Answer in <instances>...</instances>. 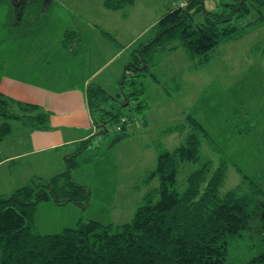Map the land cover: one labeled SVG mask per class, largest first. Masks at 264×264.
Here are the masks:
<instances>
[{"label":"trees","instance_id":"trees-1","mask_svg":"<svg viewBox=\"0 0 264 264\" xmlns=\"http://www.w3.org/2000/svg\"><path fill=\"white\" fill-rule=\"evenodd\" d=\"M134 1L103 0L102 6L108 11H122ZM218 1L221 10L207 9L202 0L191 1L185 8L175 7L144 39L127 47L129 62L120 80V103L100 86H89L87 103L96 135L107 134L113 123L128 120L124 103L134 101L140 112L147 108V103L139 101L145 93L143 85H137L140 76L150 77L168 93L166 83L154 71L166 55L181 50L191 68L198 69L212 61L220 45L239 41L264 25V0ZM38 2L29 10L31 16L41 13ZM36 6L37 11L33 9ZM252 13L256 18H251ZM200 14L202 21L195 23L194 18ZM96 31L116 44L113 35L100 28ZM81 41L80 33L68 30L60 44L68 51ZM259 51L264 55V48ZM165 77L169 81L176 78ZM175 90L179 91V87ZM49 119L50 114L41 107L0 93V145L14 133V123L19 124V132L29 135L48 131ZM187 122L189 132L182 145L172 151L160 143L156 145V166L144 175L143 183L157 180L158 186L143 194L141 205L128 223L78 221L75 227L57 234L34 232L33 214L39 204H88L89 190L71 178L88 140L65 159L63 173L48 180L35 177L8 197H0V264H230L236 247L244 249V243L253 238L261 246L244 263L264 264V189L260 181L238 170L240 183L221 195L220 187L231 163L221 159L216 165L211 158L202 156V140L209 141L208 134L194 117L188 115ZM120 127L121 134L115 141L127 137L122 132L125 125ZM185 129L181 124L165 133H183ZM2 160L0 153V163ZM186 165L192 170L185 175V186L180 190L178 175Z\"/></svg>","mask_w":264,"mask_h":264},{"label":"rangeland","instance_id":"rangeland-1","mask_svg":"<svg viewBox=\"0 0 264 264\" xmlns=\"http://www.w3.org/2000/svg\"><path fill=\"white\" fill-rule=\"evenodd\" d=\"M26 1L17 6L16 1L0 0V65L14 58L20 46V60L38 73L45 71L46 74L63 77L81 70V74L86 72L89 77L99 68L102 61L98 56V45L92 43L90 38L81 44L79 51L76 49L71 58L65 56L67 50H63L60 44L64 33L70 30L68 24L71 19L82 21L78 15L86 18L85 14L91 18L98 16L100 8L96 6L97 0H88L85 6L78 7L86 13L68 12L67 7L57 3L48 13L40 7L41 13L33 17L29 13L33 5ZM145 1L150 4L151 0ZM191 1L194 0H184L176 7L184 3L187 7ZM217 3L218 0H212L209 9L221 10L222 7ZM149 6L152 8V5ZM149 6L143 7V11L135 9L137 21L134 19L132 22L137 33L146 29H141L138 24L141 20L146 21L147 15L152 18L148 22L150 27L154 20L161 19L169 10L146 11ZM33 9L37 11L39 7ZM125 11L127 13L128 10ZM251 18H256V13H252ZM194 21H202L201 14ZM153 26L148 27L139 38L144 39ZM16 29L23 31V37L14 38ZM261 48H264V25L239 41L220 45L212 61L198 69L191 68V62L181 50L166 55L154 71L166 83L168 93L148 76L137 78V85L141 84L145 89L139 101L147 103V108L140 112L135 109L134 101L129 105L124 103L123 112L128 122L123 120L113 123L107 134L95 133L77 157L79 166L71 171L72 181L89 190L88 204L85 207L68 204L60 206L58 211H49L44 208L45 203L39 204L33 214L34 232L40 235L57 234L66 228L75 227L78 221L93 220L113 225L128 223L141 205L143 194L158 186L157 180L148 185L143 183L144 175L156 166V145L160 143L170 151L182 145L189 132L188 115L200 122L208 134L209 141L202 140L200 154L211 158L216 165L221 159L231 163L220 187L221 195L240 183L238 170L259 180L264 189V55L259 51ZM103 55L107 59L111 56L104 52ZM128 62L129 57L124 51L98 77L112 81L113 85L105 86V90L115 96L118 103L123 100L117 95L120 86L116 84L114 75ZM165 76L176 78L169 81ZM22 78L47 83L37 75H23ZM175 86L179 87V91H174ZM127 91L128 88H125ZM88 111L92 127L97 132L89 106ZM122 124L125 125L122 132L127 137L115 141L121 134ZM181 124L186 127L183 133H165L167 129ZM13 129L12 136L0 145L2 158L24 146L19 136V124L14 123ZM81 147L78 145V150ZM54 158L55 154L37 160L39 164L34 176L43 179L54 176L62 168ZM26 168L21 161L0 168V197H8L27 185ZM191 170L189 165L180 169V190L185 186V175ZM260 246L257 238L247 240L244 249L237 246L231 253L230 264H245L248 256L255 254Z\"/></svg>","mask_w":264,"mask_h":264},{"label":"crops","instance_id":"crops-1","mask_svg":"<svg viewBox=\"0 0 264 264\" xmlns=\"http://www.w3.org/2000/svg\"><path fill=\"white\" fill-rule=\"evenodd\" d=\"M13 1H16L17 6L22 5L20 0ZM87 1L88 0H45L44 2V0H27L26 2H30L31 6L38 2L41 6V10L46 13L51 11L52 6L57 3L63 7H67L66 10H68V12L84 13L85 11L80 10L78 7L81 5L85 6L84 4H86ZM102 1L103 0H97L98 3L96 6L100 8L97 17L91 18L85 14L86 18H84L78 15L85 23H82L81 19H76L77 21L71 19L68 24V29H70V31L80 33L82 41L69 48L65 56L68 58L73 57L76 49L79 51L78 48H80L81 44L86 43L88 38L91 39L92 43L98 45L96 46L99 51L98 56L102 62L99 68L90 74L89 77L86 72L81 74V70L78 72L75 71L73 74H66L63 77L46 74L45 71H43L44 73H38L36 69L29 68L26 64L24 65L23 60H20V58L22 59L20 46L16 49L14 58L1 64L0 93L17 101L37 105L50 114V129L48 131H36L29 135L24 132H19L21 142L24 143L23 148L15 151L12 155L3 156V160L0 163V168L6 164L14 163L15 161H21L25 164L27 167L25 183L27 184L35 177L33 173H35L39 164L37 160L55 154L53 160L62 166V170H58L54 176L61 174L66 170L65 159L75 154L78 151V145L87 140L90 141L96 133L95 128L92 127L91 117L88 111L87 90L89 86L91 84H96L111 97L115 98V96L105 90V86L113 85L112 81L109 80V78L101 79L98 77L113 65L114 60L120 57L121 53H124V51L126 52L127 47L138 40L146 30L160 20L159 18L154 20L149 27L148 22L152 18L147 15V20H141L138 24L141 29H146L140 30L137 33L133 29L134 22H132L134 19L137 21L136 17H134L136 12L135 9L143 11V7L152 5V8L149 6L148 10H144L149 11V9H151L152 11H160L164 9V11H167L169 9L166 12L167 14L174 9L177 4L184 0H151L150 4L146 3L145 0H135L132 6L125 9L128 10L127 13H125V10H122V12L108 11L103 8ZM210 4L208 6H210ZM208 6L207 9H209ZM106 13L108 15H105ZM96 28H100L113 35L116 44L102 37L96 31ZM22 32V30L16 29V31H14V38L23 37ZM20 35L22 36L19 37ZM120 45H124L125 48ZM103 52L111 56L107 59L103 55ZM124 66L114 75L116 84L119 86ZM23 75L32 77H36L37 75L47 83H36L26 80L22 78ZM96 79L100 80L96 81ZM118 90L119 93L117 95H120L121 87H119ZM41 164L43 166L44 162L42 161ZM47 178L46 180H48ZM44 208L49 211H58L60 207L48 202L45 203Z\"/></svg>","mask_w":264,"mask_h":264},{"label":"built area","instance_id":"built-area-1","mask_svg":"<svg viewBox=\"0 0 264 264\" xmlns=\"http://www.w3.org/2000/svg\"><path fill=\"white\" fill-rule=\"evenodd\" d=\"M202 1H203L205 6H208L211 3L212 0H202ZM179 7L180 8H185L186 7V3L180 4Z\"/></svg>","mask_w":264,"mask_h":264},{"label":"flooded vegetation","instance_id":"flooded-vegetation-1","mask_svg":"<svg viewBox=\"0 0 264 264\" xmlns=\"http://www.w3.org/2000/svg\"><path fill=\"white\" fill-rule=\"evenodd\" d=\"M20 3H21V4H24V3H25V0H20Z\"/></svg>","mask_w":264,"mask_h":264}]
</instances>
